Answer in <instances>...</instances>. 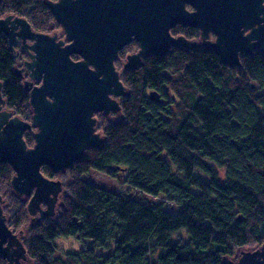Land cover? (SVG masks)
Here are the masks:
<instances>
[{"label":"trees","instance_id":"obj_1","mask_svg":"<svg viewBox=\"0 0 264 264\" xmlns=\"http://www.w3.org/2000/svg\"><path fill=\"white\" fill-rule=\"evenodd\" d=\"M46 1L0 0V17L21 16L37 32L51 33L61 25ZM171 32L201 39L194 27ZM138 46L135 40L126 45L115 65ZM19 61L0 35L3 95L17 114L31 118L29 92L15 72ZM121 80L127 88L119 97L122 119L101 122L102 145L62 173L42 167L46 177L62 181L63 192L55 216L32 222L22 238L32 264H230L240 249L263 245L264 55L242 53L240 64L231 65L207 47L173 46L125 69ZM152 90L160 102L150 99ZM25 139L34 144L31 132ZM91 170L118 179L125 190L87 182L83 175ZM13 175L9 163H0L3 207L16 230L30 216L29 198L13 190ZM142 193L165 196L182 209L169 213ZM59 237L94 246L59 254ZM110 245L111 252L97 253ZM0 264H7L1 255Z\"/></svg>","mask_w":264,"mask_h":264},{"label":"water","instance_id":"obj_2","mask_svg":"<svg viewBox=\"0 0 264 264\" xmlns=\"http://www.w3.org/2000/svg\"><path fill=\"white\" fill-rule=\"evenodd\" d=\"M65 38L33 29L21 16L0 17V35L12 50L19 39L29 54L15 72L29 92L32 121L10 110L0 111V163L14 170L13 190L29 198L34 220L54 217L63 185L50 179L43 166L62 173L81 160L87 149L101 146L97 112L120 111L118 98L127 88L115 65L119 52L134 40L139 50L128 53L125 69H136L149 55H166L171 47H207L223 62L240 64L242 53L264 55V0H47ZM191 7L192 9H190ZM177 25L200 30L201 40L175 36ZM80 56L75 60L72 55ZM0 80V109L6 103ZM150 99L161 95L150 91ZM36 128L35 143L24 134ZM0 194V255L8 264H22L27 249L19 233L8 225ZM45 205V207L43 206ZM230 264H264V244L241 252Z\"/></svg>","mask_w":264,"mask_h":264},{"label":"rangeland","instance_id":"obj_3","mask_svg":"<svg viewBox=\"0 0 264 264\" xmlns=\"http://www.w3.org/2000/svg\"><path fill=\"white\" fill-rule=\"evenodd\" d=\"M52 32L57 33L59 38H65V33H64V30H63L62 26L60 28L54 29ZM138 49H139V46H138ZM138 49H136V50L134 49V50H132L129 53L137 52ZM127 55H128V53L125 54L124 57L120 58L119 65L116 64V67L120 71L121 74L125 70L124 62L127 61ZM117 59H116V61H117ZM20 61L18 63L17 68L23 67V60L21 62ZM99 114L100 113H98L96 115V117L98 118L97 119V130H98V132H100L101 134L104 135L103 128H102L103 124L101 122H103L105 120H108V118H107V115L106 116H102V115H99ZM109 117H110L109 119H112V120L122 119V112H121V110L120 111H114V112H112L110 114ZM100 119H102V121ZM103 123H105V122H103ZM198 174L203 179H205L207 181L211 180V178H212L210 175H208L206 173H202V172L198 171ZM223 175H224V171H219V176H218L219 181L223 182L225 180V178H223ZM83 178L87 182H89L91 184H95V185H97L99 187L106 188V189H109V190H112V191H115V192H122V191L125 190L120 185V182H119L118 179H115V178H113L111 176H108L106 174L100 173V172L95 171V170H91L88 174L83 175ZM142 197L144 199H146L147 201H149L150 203L154 204V205L163 206L164 210H166L167 212L172 213V214H177L182 209V207L180 205H177L176 203L168 200L165 196H162V195L154 196V195H150V194H147V193H142ZM5 203L6 202H5V198H4L3 206L5 205ZM27 206H28V203H27ZM29 216L30 217L28 218V221L21 228L16 229V230L12 229L14 232L19 233L21 239L26 236V234H27V232H28V230L30 228L31 223L38 221V220H34L33 216L30 215V213H29ZM56 245L58 247V252L60 254L62 252H78V251L84 249L87 246L88 247L94 246V243H93L92 240H89V239L79 240L76 237H66V238L65 237H59V238L56 239ZM112 247H113V245H110V248L98 247L97 248V253H99V254H107V253L111 252ZM256 248H258V247H244V248L240 249L238 251V253L236 254V256H234L232 258L234 259V261H237L239 259V257L241 256V252L242 251L254 250ZM29 260H30L29 263H26V262L25 263L26 264H32V259H29Z\"/></svg>","mask_w":264,"mask_h":264},{"label":"flooded vegetation","instance_id":"obj_4","mask_svg":"<svg viewBox=\"0 0 264 264\" xmlns=\"http://www.w3.org/2000/svg\"><path fill=\"white\" fill-rule=\"evenodd\" d=\"M53 1H56V0H53ZM190 9H192L191 7H190ZM201 39H198L197 41H200ZM9 42V41H8ZM11 48V47H10ZM15 48H16V50H15V52H18V56H19V59L22 61L23 60V63H24V61L25 60H27V59H29V54H28V52L26 51V49L24 48V45H23V42H22V40L21 39H19V41H18V44L15 46ZM139 50V49H138ZM14 51V50H13ZM75 55V54H74ZM80 57V56H79ZM80 59V58H79ZM75 60H78V59H75ZM121 74V73H120ZM2 94H3V92H2ZM3 97H4V95H3ZM5 98V97H4ZM118 101H119V98H118ZM120 102V101H119ZM31 109H32V107H31ZM1 110H10V111H12L13 112V115H18V116H20L22 119H24V120H26V121H29V122H31L32 121V116H33V111H32V115H31V118H25V117H23V116H21V115H19V114H17L16 112H15V110H13L12 108H10L9 106H8V104H7V100H6V103L5 104H3L2 103V107H1V109H0V111ZM112 112H114V111H112ZM111 112V113H112ZM98 113H101V112H97V113H95L94 114V116L96 117V115L98 114ZM102 113H104V112H102ZM110 113V114H111ZM105 114V113H104ZM110 114H106L107 115V118L109 119L110 117ZM97 118V117H96ZM98 119V118H97ZM35 130H36V128H33L32 130H27L26 132H25V134H24V138H25V135H26V133L27 132H31L32 134H34V132H35ZM98 131V130H97ZM103 135V134H102ZM104 136V135H103ZM34 137V136H33ZM34 143H35V140H34ZM34 145V144H33ZM33 145H30V147L31 146H33ZM29 146V145H28ZM44 207H45V205H43ZM21 238V237H20ZM27 255H28V251H27ZM4 259V258H3ZM30 259V257H29V255H28V258H27V260H22V264H24L25 262L26 263H29V260ZM6 263L8 264V262L6 261ZM25 263V264H26Z\"/></svg>","mask_w":264,"mask_h":264}]
</instances>
